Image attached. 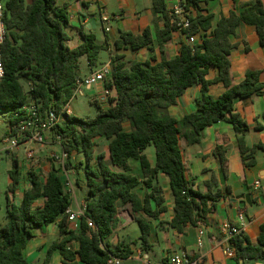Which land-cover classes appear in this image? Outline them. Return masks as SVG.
I'll list each match as a JSON object with an SVG mask.
<instances>
[{
    "label": "trees",
    "instance_id": "16d2710c",
    "mask_svg": "<svg viewBox=\"0 0 264 264\" xmlns=\"http://www.w3.org/2000/svg\"><path fill=\"white\" fill-rule=\"evenodd\" d=\"M152 2L153 11L161 13L165 23L164 29L158 32L160 47L169 42L176 31H181L186 38L206 34L194 44L183 41L175 58L162 59L155 65L149 61L128 62L120 53L143 48L152 50L149 30L141 35L120 34L113 44L112 81L106 84L108 90L115 91V96L109 99L110 106L107 109L99 106L92 119L66 115L53 129L68 158L83 157L86 210L78 229H73L68 221L72 199L54 167L44 182L38 175L29 173L30 187L21 202L12 200L21 176L15 161L9 173L7 222L0 223V264H32L25 258L24 250L34 231L54 223L58 224L60 238L48 248L43 264L49 263L54 252H59L64 262L78 260L81 264H107L110 257L125 259L132 254L130 244L118 245L112 250L107 240L112 236L118 208L127 204L131 205L141 232L132 244H140L143 251L149 252L151 220L167 212L158 183L160 172L169 178L175 201L170 228L183 233L187 225L205 222L216 203L230 194V189L207 194L193 190L185 176L179 143L183 136L191 144L198 143L202 131L220 121L234 126L245 167L256 165V153L264 151V144L252 147L245 144L244 135L249 126L234 113V106L238 100L263 94L264 70L247 72L240 84L232 85L230 54L233 45L229 37L241 23L249 24L255 26L264 45L263 2L256 0L240 15L232 12L213 29L212 15L190 16L186 30L179 27L178 18L167 9L164 0ZM200 2L181 0L180 6L185 10L198 9ZM3 3L8 35L2 46L5 75L0 81V116L18 112L31 100L38 103L43 112L61 113L75 97L82 74L81 60L85 58L91 70L97 68L100 54L108 45L98 44L93 33L80 32L82 44L70 48L68 12L55 0H3ZM211 69H216L218 76L206 80ZM215 83H222L226 88L217 99L208 95L209 86ZM24 84L29 87L28 92ZM195 85H201L202 89L196 111L180 120L168 116V108L177 105L179 98ZM127 125L129 131L125 128ZM187 129L189 133L184 132ZM100 138L108 141V153L95 155ZM151 146L155 150L153 166L144 154ZM213 154L222 173L227 175L226 148L217 146ZM131 160L140 163L143 181L130 173ZM76 184L80 186L81 182L76 179ZM141 184L148 189L143 199L134 192ZM39 198H43V204L35 206ZM88 220L96 224V229L88 227ZM73 242L78 244L76 250L71 249ZM231 246L236 251L237 264L264 260V224L258 245L251 244L240 234L231 241Z\"/></svg>",
    "mask_w": 264,
    "mask_h": 264
},
{
    "label": "crops",
    "instance_id": "0c3cea01",
    "mask_svg": "<svg viewBox=\"0 0 264 264\" xmlns=\"http://www.w3.org/2000/svg\"><path fill=\"white\" fill-rule=\"evenodd\" d=\"M55 1L59 7H64L68 12L69 27L67 31L71 37L68 43L69 47L76 48L82 44L80 32L93 33L98 44L108 45V49L104 50L108 53V60L102 62L103 65L111 64V57L115 53L113 44L122 32L141 35L149 30L153 41L152 50L143 48L137 52L121 51L120 53L125 56V60L128 62L149 61L155 65L162 59L171 60L178 54L181 43L187 41L186 36L181 31H176L172 33L169 42L164 43L161 47L157 44L158 32L164 29L165 23L163 15L153 11L152 0ZM255 1L201 0L198 9L190 8V14L192 17L198 14L212 15L213 29L222 18H228L232 12L240 15ZM260 1L264 4V0ZM164 2L167 9L173 12L175 7L180 6L181 0H164ZM104 17H109V22H104ZM195 36L199 42L202 33ZM229 40L233 45L230 54L232 85L240 84L247 72L264 70V45L260 42L255 26L241 23L235 34L229 37ZM81 67V77L88 76L86 73L89 70L92 74L99 69L97 67L98 69L91 70L86 59L84 64L81 63ZM217 76L218 71L211 69L205 79L213 80ZM225 91L226 88L222 83H215L209 86L208 95L217 99ZM90 97L93 100L99 99L103 103L106 102L101 85L91 88ZM201 97V85L191 87L179 98L177 105L168 108V116L180 120L184 116L192 114L196 111V101ZM234 113L249 126L248 132L244 135L245 144L249 147L264 144V92L262 95L254 96L249 100L236 101ZM125 128L127 131L130 130L129 125ZM184 132L189 133L190 129L184 130ZM238 137L230 122L220 121L204 129L200 141L196 144L189 143L184 136L180 139L185 176L190 187L202 194L224 192L228 187L230 194L227 197H222L216 203L205 222H199L196 226L187 225L184 232L179 233L169 226L174 216L175 201L169 178L160 172L158 183L163 190L167 212L162 213L158 219L151 220L150 244L152 248L149 252L143 251L140 244H132L140 237L141 232L140 230L134 232V224L137 223L134 220L131 205H125L123 209L118 208L113 233L107 242L112 250L118 245L130 244L132 254L122 259V264H167L168 258L176 253H184L192 261H198L199 264H237L235 258L227 255L228 238L221 230L225 223L237 228L240 234L244 235L251 244L258 245L261 225L264 224V151L256 153V165L254 167L246 168L238 146ZM217 146L226 148L227 175L222 173L219 162L213 154ZM148 148L144 154L153 166L155 153L148 152ZM25 165L27 167L26 163ZM129 165L130 173L143 181L144 175L140 163L131 160ZM80 176L81 185L77 187H84L82 191H85L86 178L84 172ZM211 181H214L212 185H210ZM257 182H259L260 187L255 191ZM147 191L148 189L144 184L134 190L141 199L144 198ZM248 194L252 195L250 203L243 198L244 195ZM79 199H76V207H70L71 213L77 212L79 207L86 203L83 194L80 195ZM40 203L42 205L43 201L38 199L36 204L40 206ZM70 224L72 227L73 223ZM201 228L204 229L205 235L202 244L198 245V232ZM59 238L60 231L57 223L37 228L24 250L25 258L32 264H43L48 248ZM77 248L78 244L73 242L71 249L76 250ZM72 263L81 264L78 260L64 262L61 254L54 252L48 264ZM246 264H264V260L248 261Z\"/></svg>",
    "mask_w": 264,
    "mask_h": 264
},
{
    "label": "rangeland",
    "instance_id": "374dc122",
    "mask_svg": "<svg viewBox=\"0 0 264 264\" xmlns=\"http://www.w3.org/2000/svg\"><path fill=\"white\" fill-rule=\"evenodd\" d=\"M108 60V53L106 51L102 52L100 55V62L98 68L102 67V62ZM81 63H85V58L81 60ZM112 67V66H111ZM97 68V69H98ZM90 70L86 75H89ZM25 91H29V87L24 84ZM91 89L82 86L80 91L76 93L75 97L69 104V109L71 110V115H74L78 118H94L98 113V107L107 109L109 105V99L115 96V91L106 98V102H102L99 99L93 100L90 97ZM10 113H4L0 116V149H5L6 143L5 139L8 137L9 121L11 118ZM33 150L36 156L35 165L33 167H26L25 157L26 151ZM108 153V141L100 138L97 139V146L95 148V155L99 153ZM148 152L155 153L154 147L151 146L148 148ZM63 149L61 146V140L55 135L54 131H50L46 134V140L43 144L28 143L26 145L20 146L9 153H6L5 150L1 152L0 158V223L2 225L6 224V204H7V195L10 187V178L9 173L13 170L15 161L19 164L20 170V184L17 187L15 196L13 195L12 200L16 203H20L24 192L30 187L29 173H34L39 176L42 182L45 181L46 176L50 169L54 167L58 175L62 178L65 190L70 195V191H73L76 196L72 198V206L76 207L77 201L80 200V195L85 196V191H82V188H78L75 184V180L78 179L81 182L80 174L84 172L83 157L80 155H74L71 158L68 156L60 162L62 159ZM108 161V156L106 158ZM86 188V187H85ZM83 192V193H82ZM11 196V194L9 193ZM41 205V203H40ZM121 209L124 208L120 207ZM134 232L139 231L137 224H134ZM139 233V232H138ZM132 237V234H130Z\"/></svg>",
    "mask_w": 264,
    "mask_h": 264
},
{
    "label": "built area",
    "instance_id": "2783aa9c",
    "mask_svg": "<svg viewBox=\"0 0 264 264\" xmlns=\"http://www.w3.org/2000/svg\"><path fill=\"white\" fill-rule=\"evenodd\" d=\"M4 3L3 0H0V81L4 78L5 68L2 58V46L6 41L8 31L4 21ZM191 11L183 9L181 6H177L173 10V15L176 16L179 20L178 25L182 30H186L190 26L189 18L191 16ZM109 17H104V22H109ZM109 31V30H107ZM206 33H202L205 35ZM187 41L190 44L197 42L196 36H191L187 38ZM112 81V67L111 64H105L92 74L81 77V80L78 82V89L75 91V95L80 91L82 86H85L89 89L94 88L98 85L103 87V95L107 98L113 91H110L106 88V84ZM71 110L69 105L59 114L55 112H43L40 109V105L35 101H29L25 106H23L18 112L12 113L9 121L8 137L5 139L6 147L5 149H0V158L1 152L5 150L6 153L13 151L14 149L19 148L20 146L26 145L28 143L43 144L46 140V134L60 125L66 118V115H71ZM59 138V137H58ZM67 157V154L63 151V159ZM36 156L33 150L26 151L25 163L27 167H33L35 165ZM259 182L256 183L255 191L259 189ZM66 191V190H65ZM71 199L76 196L73 191H70ZM40 201H43V198H39ZM38 200V199H37ZM73 203V202H72ZM35 206L38 204L35 203ZM86 210V205L82 204L77 212L71 213L68 211L69 223H73L72 228L78 229L79 221L81 217L84 216ZM201 224V223H200ZM88 227L92 230L96 229V224L88 220ZM222 232L228 238V244L226 246L227 255L229 257L235 258L236 251L231 246V241L237 236L240 235V231L230 225L225 223L221 228ZM205 231L201 228L198 232L197 243L198 245L202 244ZM122 259L116 257H110L107 264H122ZM167 264H199L198 261H192L184 253H176L171 255L168 258Z\"/></svg>",
    "mask_w": 264,
    "mask_h": 264
},
{
    "label": "water",
    "instance_id": "95a60500",
    "mask_svg": "<svg viewBox=\"0 0 264 264\" xmlns=\"http://www.w3.org/2000/svg\"><path fill=\"white\" fill-rule=\"evenodd\" d=\"M248 203H250V200L252 199V195L248 194V195H244L243 197Z\"/></svg>",
    "mask_w": 264,
    "mask_h": 264
}]
</instances>
